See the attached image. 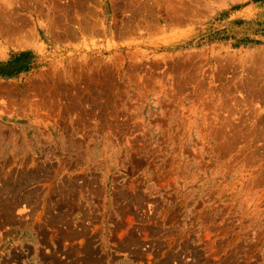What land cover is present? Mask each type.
Here are the masks:
<instances>
[{
  "label": "rangeland",
  "instance_id": "rangeland-1",
  "mask_svg": "<svg viewBox=\"0 0 264 264\" xmlns=\"http://www.w3.org/2000/svg\"><path fill=\"white\" fill-rule=\"evenodd\" d=\"M0 264H264V0H0Z\"/></svg>",
  "mask_w": 264,
  "mask_h": 264
}]
</instances>
